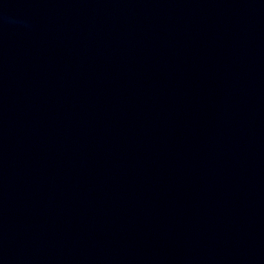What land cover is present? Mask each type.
<instances>
[{"label": "water", "instance_id": "obj_1", "mask_svg": "<svg viewBox=\"0 0 264 264\" xmlns=\"http://www.w3.org/2000/svg\"><path fill=\"white\" fill-rule=\"evenodd\" d=\"M0 264H264V0H0Z\"/></svg>", "mask_w": 264, "mask_h": 264}]
</instances>
